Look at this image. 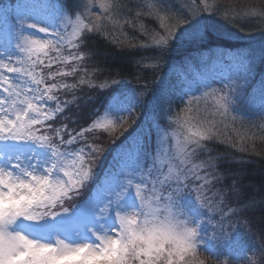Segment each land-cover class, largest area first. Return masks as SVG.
I'll return each mask as SVG.
<instances>
[{
  "label": "snow or ice",
  "instance_id": "6c2138e0",
  "mask_svg": "<svg viewBox=\"0 0 264 264\" xmlns=\"http://www.w3.org/2000/svg\"><path fill=\"white\" fill-rule=\"evenodd\" d=\"M0 15V264H204L200 253L226 257L222 264H264V247H250L234 227L247 229L244 208L233 204L239 186L234 177L224 184L223 155L211 147L247 152L255 137L244 121L250 114L264 121V78L246 90L252 66L245 52L232 57L235 72L219 87L213 80L181 89L178 111L175 101L153 94L159 115L147 136L137 125L99 182L93 165L103 149L89 134L123 128L145 93L121 87L102 114L67 115L79 107L82 88L121 85L98 80L104 69L86 66L97 55L91 37L162 55L177 39L199 46L219 35L212 16L264 21V4L237 10L218 0H73L69 9L63 0H0Z\"/></svg>",
  "mask_w": 264,
  "mask_h": 264
},
{
  "label": "trees",
  "instance_id": "16d2710c",
  "mask_svg": "<svg viewBox=\"0 0 264 264\" xmlns=\"http://www.w3.org/2000/svg\"><path fill=\"white\" fill-rule=\"evenodd\" d=\"M13 2H20V0H3L4 4ZM24 2H30V0H24ZM63 2L69 9L73 8V0H63ZM218 2L221 8L232 7L237 10L244 5L264 4V0H218ZM216 16L219 18L214 22L216 29L225 23V28L236 30V32H227L244 35L245 31H238L242 28L240 29L237 25L232 26L231 22L222 19L219 15ZM3 19V16L0 15V20L3 21ZM252 19L255 22L253 24L255 32L258 34L257 37H254L256 34H253L248 40L241 39V37L236 39V37L230 38L221 33L222 35L219 34L199 46L177 39L173 41L172 47L162 55L151 49L121 50L95 36L88 40L89 47L97 52L96 56L88 59L89 66L92 68L99 66L104 69L103 74L99 75L97 79H115L121 81V85H113L104 90L82 88L77 93L79 107L73 106L74 110L67 113L68 116L75 118L79 115L83 121L94 112L102 114L110 95L114 91L121 90V87L137 89L145 93L139 98L140 102L136 106L133 118L128 120L123 128H118L110 133L98 131L89 134L90 137L98 138L97 144L103 149L93 165L94 183L99 182L105 173L114 167L116 164L114 157L120 152L121 145L127 143L129 134L137 128V125L147 136L153 116L159 115L151 103L153 94L164 100L175 101L172 107L178 111L181 105L176 101V97L181 89L187 90L189 86L195 89L199 83L213 80L216 81L213 86L219 87V80L222 77L234 74L232 57L237 51L245 52L251 60L252 76L249 84L246 85V90L250 92L251 87L264 78V21L255 17ZM148 21L151 22V20H146L145 23L147 24ZM149 27L154 28V26ZM141 57L154 59L141 60ZM137 60H140L139 64L136 62ZM153 62L158 63L159 67H145L146 63ZM68 79L71 82V78ZM254 116L259 117V115L250 114L244 121V130L248 132L249 136L254 135L255 137L247 141L249 151H238L226 143H214L211 147L215 149L214 155L217 153L223 155L219 167L222 172L227 174L224 184H232L234 177L239 186L240 200L238 203L233 201V204L236 207L244 208V211L240 213V220L247 222V229L243 223H240L235 225L238 229L236 231L241 234L242 239L248 242L250 247L258 249L264 247V139H261L264 132L261 131L262 124L254 123L256 121L251 120ZM239 126L238 123L237 127L239 128ZM94 183L88 185L89 189L94 187ZM246 204L248 206H245ZM232 219L236 221L237 217ZM249 231L250 236L248 235ZM199 256L204 264H222V261L226 259L222 256L220 261L213 260L212 257L204 253H200Z\"/></svg>",
  "mask_w": 264,
  "mask_h": 264
},
{
  "label": "rangeland",
  "instance_id": "374dc122",
  "mask_svg": "<svg viewBox=\"0 0 264 264\" xmlns=\"http://www.w3.org/2000/svg\"><path fill=\"white\" fill-rule=\"evenodd\" d=\"M183 2L184 3H188V2H190V0H183ZM173 6H175L176 8H178L179 6H180V4L179 3H176V4H174ZM205 15H207V14H205ZM216 16V15H215ZM215 16H212L211 18H210V22L212 23V24H214V26L216 27V25H215V21H217L219 18H217V16L215 17ZM253 17H246V18H240V19H236L234 22H231V24H232V26L233 25H237L238 27H240V29L241 30H238L239 32L240 31H245V33H244V35H238V34H236V33H229V32H227V31H235L236 32V30L234 29V28H228V27H226L225 28V23H223L222 25L223 26H221V27H219V28H217L218 29V32H219V34H223V35H225V36H227V37H230V38H234V37H236V39H237V37H241V39H246V40H248V39H250L252 36H253V34H256V32H255V26H254V24L253 23H255L254 21H253V19H252ZM149 24V25H148ZM147 25L148 26H154V28L155 29H157V30H159V26H158V24L155 22V21H152L151 20V22H149L148 21V23H147ZM229 25V24H228ZM4 27H6V25H5V21H4V19H3V21H1L0 20V29H3ZM223 29H229V30H223ZM260 31H262V30H260ZM221 34V35H222ZM258 36V34H256L254 37H257ZM85 64H86V66L89 68V70H91L92 69V67L91 66H89V63H88V60L85 62ZM214 87H217V86H214ZM201 91H203V89H201ZM253 120H255L257 123H260V124H264V121H262L261 120V118H260V116L258 117V118H256V116H254L253 117ZM255 123V122H254ZM91 189L92 188H90L89 189V187H87V188H85L82 192H81V194H80V197H79V199H84V198H87L88 197V195L90 194V191H91ZM76 202H78V201H76V200H74V201H72V203H76ZM235 226V225H234ZM235 229L236 230H238L237 228H236V226H235ZM245 231V230H244ZM206 257V256H205ZM206 258H209L208 256L206 257ZM199 259H200V256H199ZM214 260V259H213Z\"/></svg>",
  "mask_w": 264,
  "mask_h": 264
}]
</instances>
